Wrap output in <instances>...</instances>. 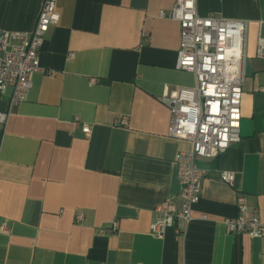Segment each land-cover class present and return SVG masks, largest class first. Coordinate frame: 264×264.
<instances>
[{
    "label": "crops",
    "instance_id": "crops-1",
    "mask_svg": "<svg viewBox=\"0 0 264 264\" xmlns=\"http://www.w3.org/2000/svg\"><path fill=\"white\" fill-rule=\"evenodd\" d=\"M43 1L0 0V33H32ZM174 1H56L42 72L0 125V264H264V240L228 235L223 224L237 217L238 196L264 220V0L196 2L200 17L248 22L241 140L198 161L205 175L186 236L150 232L153 211L176 200V157L190 150L169 138L159 101L166 89L195 87L176 70L178 24L159 18ZM10 97L0 95V114Z\"/></svg>",
    "mask_w": 264,
    "mask_h": 264
},
{
    "label": "built area",
    "instance_id": "built-area-1",
    "mask_svg": "<svg viewBox=\"0 0 264 264\" xmlns=\"http://www.w3.org/2000/svg\"><path fill=\"white\" fill-rule=\"evenodd\" d=\"M57 0H44L34 30L30 34L0 33V95L11 91L6 113L0 114V125L6 124L13 110L25 101L32 84L30 77L41 73L39 52L49 30L59 23ZM197 0H175L169 12H160L159 18L176 22L180 30V47L176 70L195 78L194 89H166L160 103L170 113L169 138L190 145L180 152L175 161L178 194L176 200H166L154 211L150 232L162 238L168 230L185 237L194 220L193 208L199 203L205 172L198 161H214L229 148L240 143L241 101L245 82V61L248 22L227 21L217 17H200ZM256 58L264 61V38L259 37ZM85 139L91 137V128L76 118ZM126 126V120L117 122ZM234 176L222 172L220 181L232 185ZM237 217L225 220L226 234L246 235L264 240V220L250 210L245 197L235 203ZM201 220L206 217L202 216ZM84 221L81 214L76 224ZM118 224L113 223L106 234H114Z\"/></svg>",
    "mask_w": 264,
    "mask_h": 264
}]
</instances>
